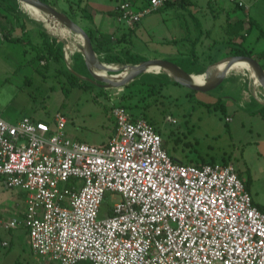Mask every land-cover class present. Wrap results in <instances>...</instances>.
I'll list each match as a JSON object with an SVG mask.
<instances>
[{"label": "built area", "instance_id": "2783aa9c", "mask_svg": "<svg viewBox=\"0 0 264 264\" xmlns=\"http://www.w3.org/2000/svg\"><path fill=\"white\" fill-rule=\"evenodd\" d=\"M170 1L123 0L117 21L133 28ZM111 113L115 132L95 145L69 136L60 112L0 111V184L25 192L22 220L2 224L27 228L38 264H264V210L233 162L175 160L145 116ZM108 194L120 198L102 216Z\"/></svg>", "mask_w": 264, "mask_h": 264}, {"label": "rangeland", "instance_id": "374dc122", "mask_svg": "<svg viewBox=\"0 0 264 264\" xmlns=\"http://www.w3.org/2000/svg\"><path fill=\"white\" fill-rule=\"evenodd\" d=\"M45 1L73 15L64 0ZM243 2L245 6L242 7L232 0H189L183 6L173 5L143 19L142 27L133 32L130 42L128 37L125 45L116 48L119 52L129 49L146 59H171L187 70L210 71L216 62L232 55V48L239 46L231 38L237 39L236 34L249 30L251 16L264 29V0ZM9 7L6 2H0V111H5L6 117L17 119L28 115L52 123L60 112L68 120L69 136L98 143L108 138L112 122H115L112 106L120 105L122 95L132 94L128 102L133 105L130 110L137 113L136 104L140 108L146 106L148 120L165 136L169 153L197 164L230 160L264 201V89L256 83L258 77L254 78L248 71L234 72L209 92L167 82L165 76H159L158 80L167 84L158 85V93L153 95L148 91L140 92V84L132 85L133 81L117 88H103L84 78L88 71L73 57L82 48L74 33L64 38L68 44L77 45L67 58L69 62L65 53L61 61L48 57L44 63L39 62L35 46L44 44V24L37 20L32 24L31 15L21 3L18 10ZM76 20L86 27L80 18ZM242 20L248 22L242 24ZM227 22L233 27L229 28ZM117 27L135 28L116 21ZM11 29L13 35L26 40L25 45L4 39L3 30ZM47 32L45 38L53 49L58 42L52 43V37H58ZM259 35L260 28L255 26L244 42L253 56L264 50V39L257 41ZM198 36L202 38L196 45L197 58L193 59L192 40ZM70 72L78 73L80 82L88 87L74 85ZM169 117L175 118L176 123L169 121ZM227 117L231 120L227 121ZM119 198V195H107L101 207L102 216L108 214L110 205ZM24 207L22 189L0 184V264H38L26 241L27 228L20 225L6 229L3 225L11 219L22 220Z\"/></svg>", "mask_w": 264, "mask_h": 264}, {"label": "trees", "instance_id": "16d2710c", "mask_svg": "<svg viewBox=\"0 0 264 264\" xmlns=\"http://www.w3.org/2000/svg\"><path fill=\"white\" fill-rule=\"evenodd\" d=\"M2 1L6 2L10 6L9 7L10 9L13 8L14 10H18V8L20 7V3H19L18 0H0V2H2ZM148 2H149V0H147V3ZM188 2H189V0H172L165 7L161 8L160 10H158V12L163 10V9H165V8H169V7L173 6V5L183 6V5L187 4ZM237 6L242 7V6L238 5V4H237ZM71 7H72V9H74L73 6H71ZM70 16L73 17L76 20V17L74 15H70ZM248 21L251 24L250 27H249V30L246 31L245 33L240 34V35L236 34V38H240V42H235L234 41L235 43L239 44V46L237 48H232L233 49L232 50V52H233L232 55H238V54L252 55L251 51L247 50L246 47L244 46V42L247 39V37H248V35L250 33V30L253 27L259 26V28H260L259 37L264 39V29L261 27L260 23L258 21H256L255 19L251 18V17L249 18ZM243 23H245V21L242 20V24ZM232 27H233V25H229V28H232ZM235 27H237V29H238V26H235ZM85 29L90 33L91 37L93 38L95 46H96L97 53L99 55V58L102 61H104L106 63L127 64V63H139V62H141L143 60H146L145 57H142L141 55L136 54V53H132V51H130L129 49L123 50L125 52H123V51L119 52L120 50H118L116 48V44L113 42L111 35H107V34L98 35L93 30H90L88 28H85ZM43 31L44 32H43L42 36L44 38V42L42 41V43H44V44L41 45V46H35V49L37 50L36 58L38 59L39 62L41 60L42 61L45 60L48 57L54 58V60H58V61L62 60L64 58V42L60 41L56 37H52V41H53L52 43L58 42L57 46L53 45L54 48L52 49L51 44L48 42V38L47 37H46L47 39L45 38L46 33H48L47 29L44 27ZM230 31H233V30H230ZM233 32H237L238 33L239 31H233ZM12 33H13L12 30H7V31L3 30L4 39L5 40L7 39V40L15 41L17 43H21L22 45H25L24 43L26 42V40L22 36H18V35L16 36V35H13ZM125 36L123 37V40H127V38ZM199 38L200 37L198 36L194 40H192V47H191V52L190 53H191V56H192L193 59L197 58L196 45H197V43L199 41ZM123 40H119V41L117 40V42H121L122 43ZM27 41L31 42L32 40H27ZM31 46L34 47L33 44ZM25 52H26V50H25ZM124 55H126V57ZM73 57L76 58V60H78L79 64H81L80 66H82V69H85V70L88 71L86 63H85V59H84V56H83V53L81 51L76 52L73 55ZM256 57H258L260 60H262L264 62V50L258 52L256 54ZM73 69L77 70L76 68H73ZM235 70L237 71V73L239 72L237 69H235ZM190 71L200 74V73H204L206 71V69H201L200 68V69H197L196 71H194V70H190ZM79 72H81V71H79ZM85 74H86V72H85ZM159 76H165L167 78V82L179 84L178 82H176L174 80L172 75H170L167 72L163 71V72H159V73H155V74L151 73V72L145 73V74L141 75L139 78H137L136 80H134L132 82V85L133 84L135 85L136 83L137 84L139 83L140 86H139L138 90L140 92L144 93V92L148 91L149 95H153L155 93H158V91H157L158 90V85L167 84V82L160 83L159 80H158ZM71 77H72V79H71ZM70 80L76 86H80V87H83V88H87L88 87L86 84H82L80 82L81 79L74 72H70ZM85 82L86 81H84V83ZM130 95H132V94L122 95V98L119 100V102H120L119 104L123 105L124 107H126L129 110L132 109V107H133V105L128 103L129 100H130L129 98L132 97ZM123 100H126V103L122 102ZM135 107L138 108L137 109V113L134 112V111L132 112L130 110L132 112V114H134L135 116L143 115L146 118H148V115H147L146 110H145L146 106L143 107V108H140L136 104ZM262 113H264V112H262ZM163 138H164V141H165L166 138H165L164 135H163ZM170 155L175 160L184 161L183 159L176 158L174 154L170 153ZM184 162H186V161H184ZM207 162L214 163V162H217V161H214V160L213 161H203L202 163H198V164H203V163H207ZM227 162H229V161L228 160H223V163H227ZM237 171H238L239 176H240L241 172L238 169H237ZM246 186H247V188L249 187V182H246ZM79 263L92 264L88 260H84V261H81Z\"/></svg>", "mask_w": 264, "mask_h": 264}, {"label": "water", "instance_id": "95a60500", "mask_svg": "<svg viewBox=\"0 0 264 264\" xmlns=\"http://www.w3.org/2000/svg\"><path fill=\"white\" fill-rule=\"evenodd\" d=\"M18 1L19 2L24 1L30 3L52 14L53 16L58 18L61 24H64L71 32L75 33L82 39V48L80 49V51L83 53L89 73V75L85 76L84 78L90 80L92 83L100 87L108 89V88H115V87L117 88L120 86H124L136 80L141 75L150 72L148 70V67L151 64H158L165 67V69L173 76L174 80L179 84L193 90L209 92L216 89L217 87L222 85L226 80L229 79L231 74L229 69L235 61L244 59L249 61L255 66L258 79L260 81L261 86L264 89V62L260 60L258 57L248 54L231 55L216 62V64H218L221 61L226 60L227 61L226 68L216 77H214V82L209 85L194 83L193 72L187 70L180 63H177L167 58L146 59L139 63L121 64V66H119V70L121 71L112 68H107L109 67L108 66L109 63H106L99 58L93 38L91 37L90 33L77 20L69 16L66 12L56 8L55 6L47 3L44 0H18ZM57 37L60 41L64 42L65 56L68 58L67 47L69 44L65 42L64 38L59 36ZM125 67L132 68V70L129 74L123 77H116V78L108 77L95 72L96 70L99 71L105 70V72L110 73L112 75V74H117L118 72H122L123 68ZM74 73L79 76L78 73L76 72ZM204 73H208V70H206ZM26 241L27 243H30L29 236H27Z\"/></svg>", "mask_w": 264, "mask_h": 264}, {"label": "crops", "instance_id": "0c3cea01", "mask_svg": "<svg viewBox=\"0 0 264 264\" xmlns=\"http://www.w3.org/2000/svg\"><path fill=\"white\" fill-rule=\"evenodd\" d=\"M123 0H64L65 3H67V7H69V9L72 10L73 15L76 18H80V20H82L85 24V28H88L90 30H93L96 34L100 35V34H107V35H111L112 36V40L113 42L116 44V47H119L120 45H125L126 42H128V40H123V37L125 36L126 38L130 39L132 37V34L135 30H138L139 28L142 27L144 20H142L140 23H138L139 25H137L135 28L131 29H125V28H119L117 27V29L115 28V22L117 21V7L119 5L120 2H122ZM135 6L137 7H142L147 3V0H130ZM243 1V0H242ZM74 7V9H72V7ZM246 8V7H245ZM63 11V10H62ZM65 12V11H64ZM247 15L251 14L249 12H247ZM70 16V15H69ZM150 16V15H149ZM108 17H110V20H108ZM252 17V16H251ZM253 19L257 20L256 18L252 17ZM145 19V18H144ZM78 20V19H77ZM26 21H29L26 19ZM32 24L37 23L36 20L32 19ZM258 21V20H257ZM248 22L247 20H245V23ZM259 22V21H258ZM260 23V22H259ZM29 24V22H28ZM227 24L229 25V23L227 22ZM261 25V23H260ZM109 27V28H108ZM12 30V29H11ZM249 36V35H248ZM202 36L199 38V41L201 40ZM239 38L237 39H233L231 38L232 42H237ZM261 39L259 36L257 37V41H261ZM117 40H123L122 43L121 42H117ZM198 41V42H199ZM246 46V45H245ZM64 53H65V49H64ZM70 58V55L69 57ZM58 61V60H56ZM61 61V60H59ZM66 61L69 62V60L66 57ZM34 70V69H33ZM194 73V72H193ZM89 75V74H88ZM255 78V77H254ZM255 80L258 81V79L255 78ZM257 83V82H256ZM229 98V97H228ZM229 105V104H228ZM1 110V109H0ZM5 111H2V114L4 115ZM4 117H6L4 115ZM22 117V116H20ZM19 117V118H20ZM17 118V119H19ZM6 119H9L8 117H6ZM17 119H9L10 121L13 120H17ZM148 119V118H147ZM156 129H158L156 126H154ZM159 130V129H158ZM160 131V130H159ZM115 132V123L112 122V126L110 128V132L108 133V138L103 140L102 142H98V143H90V144H95V145H102V144H106L109 142L110 138L113 136ZM74 138V137H73ZM78 139V138H77ZM81 141H85L88 142L86 138L81 137L79 138ZM89 143V142H88ZM180 159V158H179ZM230 161V160H228ZM231 162V161H230ZM242 174V173H241ZM241 178L243 179L242 175H240ZM244 180V179H243ZM244 182L246 183L247 181L244 180ZM249 191L252 193V196L254 198V201L256 203L257 206H259L261 209L264 210V201L262 199V197L259 195L258 191H254L255 189L252 188V186L248 187ZM110 211V210H109ZM109 213V212H108ZM28 236V234H27ZM29 244V243H28ZM30 246V244H29ZM31 248V246H30ZM32 252V249H31ZM32 255L34 256L33 252Z\"/></svg>", "mask_w": 264, "mask_h": 264}, {"label": "bare ground", "instance_id": "6f19581e", "mask_svg": "<svg viewBox=\"0 0 264 264\" xmlns=\"http://www.w3.org/2000/svg\"><path fill=\"white\" fill-rule=\"evenodd\" d=\"M20 2L22 4V6L24 7V9L31 15L32 19L37 20V21H41L50 33L57 35L59 37H62V38H68L71 35H73L72 34L73 32H71L64 24H61V22L58 20V18H56L52 14L38 8L37 6L32 5L30 3H27L24 1H20ZM73 36L75 37L76 40H80V43H82V39L78 35H76L74 33ZM76 46H77L76 43L71 44V42H69V45L67 47V56H69L74 51ZM226 64H227L226 60L221 61L220 63L214 65L210 69V71H208V73H200V74L193 73L194 83L206 84V85L212 84L214 82V77H216L223 70H225ZM108 66L109 67H107V68H113L115 70H119V68H114V67H119V66H121V64L109 63ZM235 69H237L239 72H243V73L248 71L253 75V77H258L257 73H256L257 71H256L255 66L247 60L240 59V60L235 61L229 69L230 73H234V72L237 73V71ZM131 70H132V68L125 67V68H123L122 72H119L117 74H112V75L106 74L105 70H103V71L96 70L95 72L102 74L104 76L116 78V77H123V76L129 74L131 72ZM148 70L151 73H159V72L164 71V72H167L168 74H170L165 69V67L158 65V64H151L148 67ZM256 82L259 85H261L259 80L258 81L256 80Z\"/></svg>", "mask_w": 264, "mask_h": 264}]
</instances>
